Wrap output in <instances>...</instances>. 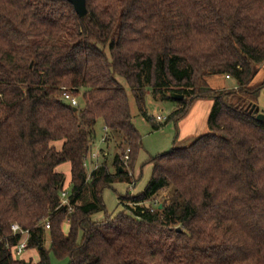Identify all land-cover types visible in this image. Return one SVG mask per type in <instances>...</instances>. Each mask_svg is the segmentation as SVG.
Here are the masks:
<instances>
[{
    "label": "trees",
    "instance_id": "obj_1",
    "mask_svg": "<svg viewBox=\"0 0 264 264\" xmlns=\"http://www.w3.org/2000/svg\"><path fill=\"white\" fill-rule=\"evenodd\" d=\"M85 5L79 18L64 0H0V264H49V253L67 264H264V120L253 113L264 81L248 88L264 62V0ZM219 75L236 90L209 88L207 78ZM123 83L149 123L147 93L175 103L166 123L210 99L207 133L150 159L142 192L118 197L134 207L122 204L97 223L102 191L133 179L141 148ZM97 120L107 129L105 149L87 180ZM110 147L120 152L114 174ZM61 164L69 165V209L59 201L67 188ZM165 192L169 201L158 209ZM13 224L28 231L26 250L37 251V263L13 255Z\"/></svg>",
    "mask_w": 264,
    "mask_h": 264
},
{
    "label": "rangeland",
    "instance_id": "obj_2",
    "mask_svg": "<svg viewBox=\"0 0 264 264\" xmlns=\"http://www.w3.org/2000/svg\"><path fill=\"white\" fill-rule=\"evenodd\" d=\"M263 81L264 62L257 66L256 74L253 77L251 83L248 85V88L253 90L254 88L258 87ZM207 85L209 86V88L216 91L236 90L235 82L232 79H226V77L220 75L207 78ZM123 86L126 89V93L129 99V108L132 124L141 136V148L134 162L133 169H129L133 179L127 182L115 180L109 187L105 188L102 191L101 198L104 205V210L91 217V220L97 223L104 222L106 217L113 219L117 214L122 212V204L128 205V207H134L133 204L130 202L122 203L118 200V197H122L127 194L131 196H136L140 192H142L150 178L152 171L151 164L148 163L150 159L155 158L160 154L168 152L172 147H186L190 145L196 138L207 133L206 119L209 115L212 106V101L210 99H201L194 101L182 118L175 122L170 121L166 123V118L173 111L172 108H174L175 103L171 101L155 100L151 97L150 94L147 93L144 101L145 111L150 117V120H152L153 124L163 125L162 128L155 131L152 129V123L147 122L144 118L139 115L129 89L124 83ZM256 105L259 109V112L263 114L264 93L262 91L258 95ZM80 106H82V104H80ZM158 117L162 120L157 121ZM94 131L95 139L92 149L96 151L100 149H105V145L101 144L102 137L104 136L103 124L101 120L96 121ZM54 145L56 148H60L61 143L57 142L54 143ZM115 153L120 152L117 150H113V148L111 147L105 153L106 165L111 174H114V169L112 168V160L114 158ZM98 163H100V161ZM93 164L94 163L90 160L87 161L88 173H91L94 166ZM56 172L65 175L67 187L65 191L69 192V165H59L56 168ZM168 201L169 194L165 192L155 200L153 205L159 204L158 206H161L164 203L167 204ZM68 230L69 224L67 222H63L61 225L62 233L64 235H67ZM44 248L47 251L49 250L48 236L45 237ZM18 260H24L26 262L31 261L32 263H37L38 253L36 250H25L23 254L18 257ZM49 264H67V260H57L52 254L49 253Z\"/></svg>",
    "mask_w": 264,
    "mask_h": 264
},
{
    "label": "built area",
    "instance_id": "obj_3",
    "mask_svg": "<svg viewBox=\"0 0 264 264\" xmlns=\"http://www.w3.org/2000/svg\"><path fill=\"white\" fill-rule=\"evenodd\" d=\"M226 79H229V77L226 76ZM61 98L70 107L76 108L78 106V100L74 96L70 95L69 93H67L65 91L62 93ZM160 120H162V119L158 117L157 121H160ZM103 132H104V136L102 137L101 144H104L105 143V139H106L107 129L105 127H103ZM128 154H129V149H126L124 154H123V158H122V162H123L124 166H127V161H128V158H129ZM99 157H100L99 150L96 151V150L92 149L91 152L88 154L87 158L84 161V168L86 169V172H87V161L88 160H90L91 162L94 163L92 171H94V170L99 168V166H100V163H98L99 162ZM92 171H91V173H92ZM91 173L87 172V180H89ZM128 175L131 176L130 171H128ZM68 197H69V194H68L67 191H62L61 192L60 198H59L60 206H66L69 209L70 206H69V202H68ZM44 229L45 230L49 229V223L48 222H46L44 224ZM10 230H11V233L13 235H20V240H19L18 244L16 245V247L13 249V255L18 258L26 250L27 240H28V231L22 230L16 224L11 225Z\"/></svg>",
    "mask_w": 264,
    "mask_h": 264
},
{
    "label": "water",
    "instance_id": "obj_4",
    "mask_svg": "<svg viewBox=\"0 0 264 264\" xmlns=\"http://www.w3.org/2000/svg\"><path fill=\"white\" fill-rule=\"evenodd\" d=\"M67 1L73 8L75 14L79 17L82 18L87 14V10H86V5H85V0H64ZM170 98L173 101H181L183 99V96L181 95H177V94H171ZM254 108V106L252 107V109ZM75 110V109H74ZM256 115V119L259 121L264 120V115L262 113L259 112L258 107L255 108L254 112ZM119 172H123V169L120 168ZM158 209H161V206H158ZM177 232H180V229L176 230Z\"/></svg>",
    "mask_w": 264,
    "mask_h": 264
},
{
    "label": "crops",
    "instance_id": "obj_5",
    "mask_svg": "<svg viewBox=\"0 0 264 264\" xmlns=\"http://www.w3.org/2000/svg\"><path fill=\"white\" fill-rule=\"evenodd\" d=\"M174 108H172V110H173ZM190 133V132H189Z\"/></svg>",
    "mask_w": 264,
    "mask_h": 264
}]
</instances>
